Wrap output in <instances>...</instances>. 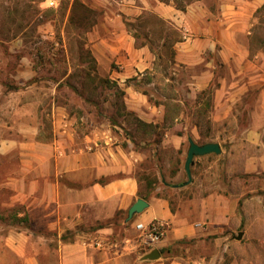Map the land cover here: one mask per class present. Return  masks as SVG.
I'll list each match as a JSON object with an SVG mask.
<instances>
[{
    "label": "crops",
    "instance_id": "obj_1",
    "mask_svg": "<svg viewBox=\"0 0 264 264\" xmlns=\"http://www.w3.org/2000/svg\"><path fill=\"white\" fill-rule=\"evenodd\" d=\"M218 1L215 13L203 0L185 11L160 0H121L118 14H107L104 32L95 28L90 34L97 60L104 55L115 63L121 71L113 70L112 78L124 82L153 70L157 60L170 51L176 66L206 67L196 76V84L204 91L214 80L209 68L216 55L227 64L248 59L249 48L242 39L252 34L256 14L264 7V0ZM123 16L131 24L143 19L146 24L153 17L171 25L179 37L168 38L165 33L152 46L154 31L149 25L146 43L138 46L137 36L127 29ZM19 76L23 88L9 91L10 97L0 91V160L15 158L18 163L4 184L7 199L0 200V221L5 210L14 208L15 223L8 232L5 228L0 231V264H262L259 254L249 261L244 252L242 240L248 234L240 230L242 197L222 188L231 177L208 194L197 192L183 198L173 210L168 198L141 187L135 165L143 156L116 145L109 132L94 127L90 134L80 136L76 119L70 118L66 108L54 106L52 135H46L36 98L27 97L28 88L35 84L26 86L33 80L34 70L24 69ZM242 89L238 85L228 89L225 104ZM127 91L129 110L142 115L148 108L161 114L163 106L151 105L145 94L131 87ZM14 96L19 101L12 107ZM145 120L151 123L150 117ZM262 126L256 123L252 128ZM169 142L180 148L183 137ZM181 189H189L188 184ZM3 190L0 188V194ZM138 199L149 206L127 222ZM154 221L165 223L168 232L155 247L160 257L144 260L154 248H139L137 225ZM240 232L243 239L235 240ZM255 238L264 240V234Z\"/></svg>",
    "mask_w": 264,
    "mask_h": 264
},
{
    "label": "rangeland",
    "instance_id": "obj_2",
    "mask_svg": "<svg viewBox=\"0 0 264 264\" xmlns=\"http://www.w3.org/2000/svg\"><path fill=\"white\" fill-rule=\"evenodd\" d=\"M46 1L0 0V91L10 97L9 91L22 87L17 79L20 71L34 70L35 84L28 88L27 97L36 98L46 135H52L54 106L66 108L70 118L76 119L80 136L90 134L94 127L109 132L116 145L143 156L135 165L141 187L168 198L175 210L183 198L197 192L208 194L231 177L222 188L242 197L240 230L248 234L242 240L244 252L250 258L259 254L264 264V240L255 238L264 234V56L259 55L264 54V9L256 14L252 34L242 39L249 48L248 59L227 64L216 55L209 68L214 80L204 92L196 76L206 67L176 66L170 51L144 77L124 82L112 78L113 70L121 69L104 55L97 60L90 34L95 28L104 32L107 14H118L121 0H61L57 8H48ZM160 1L186 9L202 0ZM203 1L217 12L218 0ZM122 20L137 36L138 46L146 43L149 25L154 31L152 46L165 33L168 38L179 37L171 25L153 17L146 24L145 19L135 24L124 16ZM234 85L241 86L242 92L226 105V92ZM129 87L147 93L151 105L163 106L161 114L144 108L142 117L129 110ZM14 97L12 107L19 101ZM147 117L151 123L145 122ZM256 123L262 128H252ZM176 136L183 137L180 148L169 142ZM190 139L199 145L219 143L223 152L195 158L189 189L179 190L176 186L188 181L185 164ZM17 167L15 158L0 160V188L4 189L0 200L7 199L4 184ZM237 176L240 179L235 180ZM13 214L14 208L5 210L1 232L14 228Z\"/></svg>",
    "mask_w": 264,
    "mask_h": 264
},
{
    "label": "water",
    "instance_id": "obj_3",
    "mask_svg": "<svg viewBox=\"0 0 264 264\" xmlns=\"http://www.w3.org/2000/svg\"><path fill=\"white\" fill-rule=\"evenodd\" d=\"M190 147L188 150L187 160L185 164V170L188 176V181L186 185L192 182V166L194 165V160L197 157H204L211 154L220 155L222 153L221 146L218 143H207L204 145L197 144L194 140L190 139ZM148 203L143 199H138L137 202L131 207L128 213L127 222L133 220L136 215H139L148 208ZM244 237V233L240 232L238 235L234 236L235 240L241 241ZM160 257V252L158 249L154 248L152 251L144 256V260H155Z\"/></svg>",
    "mask_w": 264,
    "mask_h": 264
},
{
    "label": "built area",
    "instance_id": "obj_4",
    "mask_svg": "<svg viewBox=\"0 0 264 264\" xmlns=\"http://www.w3.org/2000/svg\"><path fill=\"white\" fill-rule=\"evenodd\" d=\"M48 8H57L61 3V0H47ZM137 230L140 234L139 248L151 249L159 246L165 239L168 232V227L165 223L154 221L148 225L139 223ZM95 245L102 248L104 244L96 242Z\"/></svg>",
    "mask_w": 264,
    "mask_h": 264
},
{
    "label": "trees",
    "instance_id": "obj_5",
    "mask_svg": "<svg viewBox=\"0 0 264 264\" xmlns=\"http://www.w3.org/2000/svg\"><path fill=\"white\" fill-rule=\"evenodd\" d=\"M177 9H179V10H182V11H185L186 9L185 8H181V7H177ZM262 9H264V7L262 8ZM261 10V9H260ZM145 76V74L143 75V77ZM138 77H141V74H139V76ZM137 77V78H138ZM134 80H136V78L134 79ZM35 81L34 80H31V81H29V82H27L26 83V86H29V85H31V84H33ZM24 87V86H23ZM23 87H19V88H23ZM204 92H206V91H204ZM144 94L145 95H147V93H145L144 92ZM184 186H186V183H183V184H179V185H177L176 187L177 188H180V187H184ZM145 198V197H144ZM173 209V208H172ZM174 210V209H173Z\"/></svg>",
    "mask_w": 264,
    "mask_h": 264
}]
</instances>
